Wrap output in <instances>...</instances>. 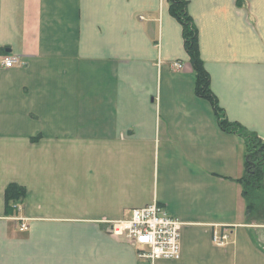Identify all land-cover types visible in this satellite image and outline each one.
<instances>
[{
  "label": "crops",
  "instance_id": "1",
  "mask_svg": "<svg viewBox=\"0 0 264 264\" xmlns=\"http://www.w3.org/2000/svg\"><path fill=\"white\" fill-rule=\"evenodd\" d=\"M188 1L219 105L264 140V0ZM0 54L21 62L0 66V264H152L110 226L154 202L183 226L153 264H264L245 141L196 95L168 0H0Z\"/></svg>",
  "mask_w": 264,
  "mask_h": 264
},
{
  "label": "trees",
  "instance_id": "2",
  "mask_svg": "<svg viewBox=\"0 0 264 264\" xmlns=\"http://www.w3.org/2000/svg\"><path fill=\"white\" fill-rule=\"evenodd\" d=\"M170 12L183 28L184 47L196 78V95L210 103L220 129L245 141V170L239 180L246 201L249 223L264 225V140L231 122L211 89V77L201 57L199 30L190 15L188 0H168ZM26 195L23 187L11 184L5 191L6 211L14 213Z\"/></svg>",
  "mask_w": 264,
  "mask_h": 264
},
{
  "label": "built area",
  "instance_id": "3",
  "mask_svg": "<svg viewBox=\"0 0 264 264\" xmlns=\"http://www.w3.org/2000/svg\"><path fill=\"white\" fill-rule=\"evenodd\" d=\"M19 63L21 62L17 56L0 54L1 67L12 68ZM173 65L178 70L183 67L180 62H175ZM182 226V222L169 215L164 207L154 202L134 209L130 219L112 222L110 232L115 236L125 237L135 247L139 260L153 264L162 259H181ZM26 230H28V225L23 220L20 231ZM229 238L230 234L227 231L214 232L213 243L217 246H225Z\"/></svg>",
  "mask_w": 264,
  "mask_h": 264
}]
</instances>
